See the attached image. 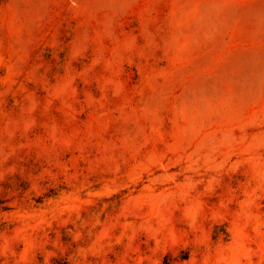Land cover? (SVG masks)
<instances>
[{"label":"rangeland","instance_id":"374dc122","mask_svg":"<svg viewBox=\"0 0 264 264\" xmlns=\"http://www.w3.org/2000/svg\"><path fill=\"white\" fill-rule=\"evenodd\" d=\"M0 264H264V0H0Z\"/></svg>","mask_w":264,"mask_h":264}]
</instances>
